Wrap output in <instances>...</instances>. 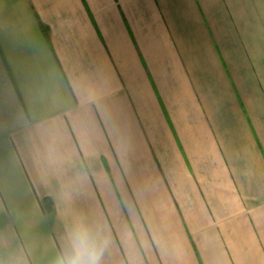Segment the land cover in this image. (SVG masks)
Listing matches in <instances>:
<instances>
[{
    "label": "crops",
    "instance_id": "obj_1",
    "mask_svg": "<svg viewBox=\"0 0 264 264\" xmlns=\"http://www.w3.org/2000/svg\"><path fill=\"white\" fill-rule=\"evenodd\" d=\"M81 219L104 264H264V0H0V264Z\"/></svg>",
    "mask_w": 264,
    "mask_h": 264
},
{
    "label": "clouds",
    "instance_id": "obj_2",
    "mask_svg": "<svg viewBox=\"0 0 264 264\" xmlns=\"http://www.w3.org/2000/svg\"><path fill=\"white\" fill-rule=\"evenodd\" d=\"M108 245V234L100 225L77 220L66 229L52 264H104Z\"/></svg>",
    "mask_w": 264,
    "mask_h": 264
}]
</instances>
